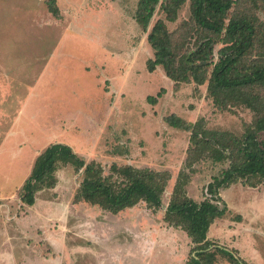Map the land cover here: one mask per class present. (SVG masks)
<instances>
[{
    "label": "rangeland",
    "instance_id": "374dc122",
    "mask_svg": "<svg viewBox=\"0 0 264 264\" xmlns=\"http://www.w3.org/2000/svg\"><path fill=\"white\" fill-rule=\"evenodd\" d=\"M49 2L0 0V264H186L191 239L164 219L179 174H188L185 189L199 202L229 161H188L190 132L165 118H203L208 128L241 135L253 112L218 109L207 83L176 84L162 66L148 71L149 31L162 18L181 42L190 0L176 21L158 8L148 31L134 19L139 0H55L60 17ZM257 13L264 20V9ZM55 142L100 162L106 174L113 163L168 172L162 206L141 201L112 213L78 201L83 172L70 164L33 205L24 203L21 188L37 156ZM220 197L228 211L208 237L246 264H264V179L221 188ZM217 262L236 264L224 255Z\"/></svg>",
    "mask_w": 264,
    "mask_h": 264
},
{
    "label": "trees",
    "instance_id": "16d2710c",
    "mask_svg": "<svg viewBox=\"0 0 264 264\" xmlns=\"http://www.w3.org/2000/svg\"><path fill=\"white\" fill-rule=\"evenodd\" d=\"M187 1L139 0L134 19L148 31L158 8L168 20L176 21L179 9ZM190 1L192 20L184 23L187 30L181 42L174 39L162 18L152 26L147 39L154 56L147 60L148 71L162 66L176 84L207 83L208 95L218 109L244 106L254 117L241 135L208 128L203 118L196 122L176 114L165 118L171 126L190 132L188 161L208 157L218 162L228 160L229 166L208 184L207 193L211 196L199 202L188 196V174L182 170L164 219L169 225L184 229L191 239L186 264H218V255L246 264L234 250L210 239L208 232L215 219L228 211L227 204L221 203V188L239 181L257 186L264 179V138L260 137L264 132V20L257 13L264 9V0ZM49 9L60 17L55 0H50ZM192 37L196 38L193 45L185 47ZM216 45H221L217 51ZM148 100L155 103L157 97L148 96ZM68 164L77 173L83 172L76 193L78 201L98 204L112 213L141 201L155 208L162 206L168 172L113 163L106 174L100 162L86 161L72 146L61 142L51 143L37 156L21 188L22 201L33 205L38 191L56 185L59 166Z\"/></svg>",
    "mask_w": 264,
    "mask_h": 264
}]
</instances>
